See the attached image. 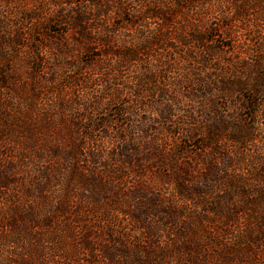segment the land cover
Listing matches in <instances>:
<instances>
[{"label": "trees", "instance_id": "trees-1", "mask_svg": "<svg viewBox=\"0 0 264 264\" xmlns=\"http://www.w3.org/2000/svg\"><path fill=\"white\" fill-rule=\"evenodd\" d=\"M140 1L147 6L133 44L114 46L115 36L104 33L91 70L67 84L86 95L70 99L60 87L47 107L34 88L19 103L11 92L19 91V76L0 72V94L10 101L0 103V200L7 194L15 206L4 229L38 232L51 246H31L15 264L264 261V141L255 134L264 119V27L247 24L264 21V8L257 0ZM194 5L206 6L197 20H177L173 8ZM85 14L78 10L82 31ZM150 19L165 28L147 33ZM233 23L245 25L235 31ZM6 38L2 48L15 45ZM157 51L166 52L140 59ZM41 68L35 64L36 76ZM223 100L243 118L228 116ZM86 102L106 117L63 114ZM60 234L75 247L67 249Z\"/></svg>", "mask_w": 264, "mask_h": 264}, {"label": "rangeland", "instance_id": "rangeland-1", "mask_svg": "<svg viewBox=\"0 0 264 264\" xmlns=\"http://www.w3.org/2000/svg\"><path fill=\"white\" fill-rule=\"evenodd\" d=\"M109 1L111 0H92V2L89 1L88 3L87 0H0V41L7 42L6 37H10L8 41L15 43L8 49L0 46V72L7 70V73H10V77H14L15 73L19 76V80H17L19 91H11L17 102H24L25 96H23V93L27 95L26 91H32L34 88L40 91L41 100L47 107L55 100V96L52 94L53 90L60 89V87L65 89L64 91L68 93L69 97L71 96L70 99H74L78 94L86 95L85 90L80 93L75 87H67V84L71 82V78H76V75L80 73L84 75L83 73H88L91 70L89 69L90 63L95 61L103 50L100 44H96V39L104 36V33L114 32L113 34L109 33L110 36H115V39H113L114 46L133 44L135 31L142 24L144 7L147 4H142L140 0H118L116 3L120 7L119 9L116 4H109ZM257 1L264 8V0ZM104 5H106L105 8L109 7V12L105 13L104 17H96V14L98 16V13L104 11ZM207 5L212 8L216 7L215 2ZM194 6H191L192 9H189L188 12H186V9L179 7L173 8L174 12L178 14L177 20L183 21V19H186V14L193 21L197 20L206 6ZM167 7L172 8V4L167 5ZM80 9H85L86 11L85 31H82L76 25L78 10ZM253 13L255 14L254 16H257L258 11ZM254 16L252 17L255 18ZM249 19L250 21L247 24L259 26L261 32H263L264 21H257L256 23L254 19ZM130 22H134L135 25L130 26ZM144 24L147 26V33L158 32L165 28L163 27L164 23L160 19H150ZM236 24L245 25L244 23ZM236 24H232L235 31L238 30L235 26ZM98 25L101 26H99V34L96 31ZM118 27L121 28L118 29ZM245 37V32L240 30L237 32L239 41H243ZM165 52L157 51L155 57L140 59L147 62L157 61L160 55H164ZM105 61L115 63L117 59L107 57ZM40 62L42 63L41 72L37 73L40 75L36 76L34 74V66ZM90 73L92 74V72ZM3 76H0V83L5 81L2 79ZM241 77L244 79V72ZM21 90L22 93H20ZM2 92L4 91L0 90V93ZM8 95L0 94V103L8 105L10 103L9 98H7ZM67 99L69 100L68 97ZM157 102H160V100L157 99ZM89 104L90 102H86L85 107L75 108L76 110L73 108L63 114L67 118L88 116L89 118L104 119L106 117L104 109L98 111L88 110L87 105ZM220 104L222 107L228 105L225 100L220 101ZM230 105L227 106V115L230 117L236 115L243 118V112H239V110L233 111L234 107ZM186 106L190 107L189 103H186ZM141 113L145 118L152 116V111L149 108L143 109ZM181 117L178 116L177 119ZM263 120V117L257 120V130L255 132L256 137H260L262 141H264ZM261 146L264 149V143ZM33 182H37L36 178L31 179V183ZM28 183H30V180H28ZM164 196L169 197L167 189L164 191ZM13 202L12 197L7 194L1 196L0 209L2 213L9 211V214H4L0 217V264L18 263L17 253H21L24 257L27 255L25 250L30 249L31 246L41 248L50 246L46 241L38 240L40 239L38 232L32 234L28 228L26 231H24L23 227L12 230L4 229V224L11 223V210L15 207ZM95 219L96 216L91 217L92 221ZM21 231H23V234ZM75 231H78V229ZM51 233L53 231L48 234L51 235ZM64 235L68 237V233ZM64 235L60 234V240L63 241L64 246L67 249L75 247V242L68 238L64 239ZM51 238L56 239L53 234ZM15 240H20L21 244H14ZM12 241L13 243L11 244L10 242ZM11 253L14 257L11 256ZM260 264H264V261Z\"/></svg>", "mask_w": 264, "mask_h": 264}]
</instances>
